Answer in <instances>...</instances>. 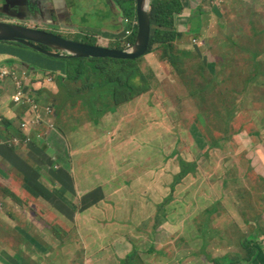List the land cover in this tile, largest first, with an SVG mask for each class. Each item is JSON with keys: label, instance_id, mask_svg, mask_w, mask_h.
Segmentation results:
<instances>
[{"label": "rangeland", "instance_id": "obj_1", "mask_svg": "<svg viewBox=\"0 0 264 264\" xmlns=\"http://www.w3.org/2000/svg\"><path fill=\"white\" fill-rule=\"evenodd\" d=\"M102 1L86 0L89 19L80 23L77 5L64 0L65 25L76 24L73 35L59 33L60 20L58 28L39 27L94 43L92 38L107 26L98 9ZM180 1L182 11L174 19L178 37L170 50L182 60L177 68L168 64L169 51L157 46L139 60L129 74L134 77L130 82L123 79L117 91L92 92L85 86L83 93L96 98L97 108L106 112L96 122L80 98L65 105L68 90L58 96L57 84L49 83L54 92L40 98L61 118L41 115L40 121L50 124L37 125L32 108L39 109L42 102L31 96L23 113L29 135L25 142L20 137L18 152L45 146L50 133H58L60 147L74 151L69 161L84 171L87 167L88 177L94 179L78 187L76 197L71 184L64 186L67 199L59 204L72 209L69 227L73 234L81 231L80 241L89 243H97L98 224L92 220L100 221L103 231L116 225L133 230L129 238L136 243L126 264H216L225 258L264 264V0ZM130 10L134 16V4ZM9 55L16 59V53ZM1 65L5 80L9 75ZM102 73L119 77L110 69ZM45 86L34 84L38 91L48 89ZM116 93L127 101L116 102ZM101 181L108 182L102 186ZM95 189L100 194L85 209L88 202L81 199ZM247 239L257 240V256H252V246L243 247ZM55 241L52 233L43 239L32 230L28 244L34 247L26 248L34 262L54 264L58 249L47 244Z\"/></svg>", "mask_w": 264, "mask_h": 264}, {"label": "crops", "instance_id": "obj_2", "mask_svg": "<svg viewBox=\"0 0 264 264\" xmlns=\"http://www.w3.org/2000/svg\"><path fill=\"white\" fill-rule=\"evenodd\" d=\"M108 1L109 4L107 0H103L98 6L103 15L102 21L107 26L94 36V39L104 47L117 44L116 41L120 38L119 33L123 27L121 10L113 0ZM29 2L32 8L42 6L40 2L32 0ZM71 2L77 5L76 19L80 23H85L89 15L85 8L86 0H71ZM64 5H66L64 0L47 3L44 13L37 18V23L42 26L57 27V20H60V24L63 25L60 30L63 33L75 34L77 31L74 29L76 26L74 22L70 21V25H65ZM110 7L113 13L110 12ZM9 49L0 45V60L2 61L0 65L9 68L16 66L19 70L23 68L30 70L29 65L19 64L17 59L11 58ZM6 59H11L15 63L11 65V63L3 62ZM46 75L45 73L37 76L45 79ZM45 84L48 89H43L44 93H39L40 95L54 89L49 83ZM12 95L11 81H0V206L2 207L0 209V264H40L34 262L32 254L26 248L28 246L32 250L34 247L33 243L28 244L32 230L43 239H46L49 233H52L56 239L54 244H47L51 248L58 249V257L54 264H114L117 258H120L118 264H121L124 257L126 259L130 256L136 243L129 238L133 230L129 231L125 225H116L103 231L99 225L100 221L92 220L98 224L96 226L97 243H89L80 241L81 231L73 234V229L69 227L71 220L68 218L71 214L68 212L72 209H63V206L59 204L67 199V190L64 186L71 184L75 189L76 197L77 192L80 191L78 187L94 179L88 177L87 167L84 171L76 168L71 162L70 170H67L69 174L65 172V175L59 178H63V181L57 178L55 171L58 170L55 167L58 166L61 169L67 167L65 166V154L69 152L70 157L74 158V151L72 152L71 149L66 151L65 147H60V142L55 137L58 133L51 132L50 137L45 139L47 140L45 146L36 147L29 153L16 152L4 143L3 139L20 135L19 124L25 116L23 115L24 110L14 105ZM51 159L57 162L55 163L57 166H54L55 171L49 165ZM60 161L63 162L60 163ZM8 165L13 168L12 171ZM101 182L104 186L108 181ZM26 188L31 189L39 198L30 195ZM99 191L95 189L84 194L81 199L82 203L85 204L90 199L96 198L100 194ZM91 194L93 197H90ZM89 203L91 201L85 205V209L91 207ZM88 230L93 231L91 227ZM78 235L79 238H77ZM123 235L126 236L125 240L121 238ZM81 250H87V252L83 255Z\"/></svg>", "mask_w": 264, "mask_h": 264}, {"label": "trees", "instance_id": "obj_3", "mask_svg": "<svg viewBox=\"0 0 264 264\" xmlns=\"http://www.w3.org/2000/svg\"><path fill=\"white\" fill-rule=\"evenodd\" d=\"M121 8H123V11L126 15L132 16L130 7L135 3V0H115ZM182 2L180 0H171V1H163V0H152L151 1V37H150V44L148 53L150 54L154 51L155 47L163 46L166 50L169 52L167 53V57H169L168 61L173 67H177V65L180 63V59L176 56H171L170 50L172 48V42L176 40L178 37V34L175 30V24L174 19L175 16L182 11ZM126 5L129 6V8L126 7ZM136 36V33H135ZM94 43L90 41H82L81 43L90 44V45H96V41L94 38ZM135 41V37L132 39ZM80 41V40H76ZM1 43V42H0ZM5 43V42H4ZM1 45V44H0ZM20 45V47H23L22 49H12L10 48L11 53H16V59L18 60L19 64H23L26 66L29 65L30 70H27L28 75H38L42 74V72L46 73L49 76H52L55 80V83L57 84L60 91H66L64 94V103L67 105L75 104L76 97L80 98L82 100L83 106L86 107L89 111V115L92 117H95V122L99 117L105 116L106 112L105 110L98 109L95 100L96 98L88 96L87 93H83V88L86 86L89 88L92 92H108V90H118L123 87L122 80L125 79L127 82H130V80L134 77V75H129L131 72L135 71L139 64V59L137 60H118V59H111V58H89V59H81L77 57H64L61 59H56L49 57L45 54L40 53L37 50L30 49L28 47H25L24 45ZM45 48V47H44ZM46 50H50L45 48ZM116 49H123L120 46H117ZM15 62L11 61V64L13 65ZM105 69H110L113 72H115L119 77L117 79H112L111 77L103 75L102 71ZM39 73H34V72ZM13 72H17L22 76L23 85L25 84V76L23 71L16 68V66L13 69ZM99 79V81H98ZM10 80L13 86V90L17 88V82L20 81V79H14L13 75H9L7 79L3 80L1 73H0V81H6ZM81 82L83 83V87L81 88H74L72 87V84ZM75 90V91H74ZM24 91V89H23ZM25 92V91H24ZM39 93H44L43 91H32V94L30 97H36L43 103V100L40 98L41 95ZM57 96V97H58ZM115 100L116 102L120 101H127V99H123L122 95L120 93L115 94ZM38 103L39 110L37 111L42 116H48V115H54L53 112H49L48 108L44 106V104ZM18 108V106H16ZM28 106H24L22 110H27ZM57 109L59 110V106L57 105ZM56 115L61 118V113L56 111ZM47 121V120H44ZM22 138V140L25 142L27 137L24 134L17 135ZM20 137L16 138L19 140V143L14 142V138H8L6 141V144L14 151L18 152L19 147L18 145L21 143ZM65 164L67 167H64V169H61L55 163H57L55 160L51 159L49 162V165L52 166V169L55 171L54 166H57L56 175L59 179L60 177H63L65 175V172L68 173L67 170H70L69 159L70 154L67 152L65 154ZM64 170V171H62ZM60 181H63L62 179H59ZM90 197H93V194L90 195ZM91 203H94L91 201ZM90 204V203H89ZM254 236V235H253ZM255 240L252 239V241H248V239L243 243V247L246 249H249L252 243H254ZM252 256H257L258 249H251ZM129 256L121 263L126 264L128 261ZM216 264H237V261H232L230 258H225L224 260H216Z\"/></svg>", "mask_w": 264, "mask_h": 264}, {"label": "water", "instance_id": "obj_4", "mask_svg": "<svg viewBox=\"0 0 264 264\" xmlns=\"http://www.w3.org/2000/svg\"><path fill=\"white\" fill-rule=\"evenodd\" d=\"M150 1L151 0H136V14L139 22V29L136 44L131 52L80 43L47 31L6 23H0V42L21 44L53 58L140 59L147 55L150 44ZM44 47L51 51L44 49ZM55 51L58 53H53Z\"/></svg>", "mask_w": 264, "mask_h": 264}, {"label": "clouds", "instance_id": "obj_5", "mask_svg": "<svg viewBox=\"0 0 264 264\" xmlns=\"http://www.w3.org/2000/svg\"><path fill=\"white\" fill-rule=\"evenodd\" d=\"M152 1V0H151ZM151 1H150V3H149V8H150V10H151ZM134 5H135V10H136V0H135V3H134ZM122 14L124 15V16H122V18H121V24H122V26L123 27H121V31H120V33H119V35H120V38L116 41L117 43H119V41H121V47L123 48V49H121V50H123V51H127V52H131V51H133V49H134V46H135V44H136V40H137V35H138V29H139V22H138V18H137V14H136V12H135V15L133 16H128V15H126L125 13H124V11L122 12ZM151 16V15H150ZM136 23L134 26H133V23ZM7 24V23H6ZM20 26V25H19ZM24 27V26H23ZM38 27H39V25H38ZM33 29H35V28H33ZM129 29H132L133 30V34H132V36L130 37V38H128V39H125V31L126 30H129ZM39 30V29H38ZM59 30V33H63L62 32V30H60V29H58ZM42 31H45V30H42ZM48 32V31H47ZM49 33H53V32H49ZM135 33H136V36H135ZM53 34H55V33H53ZM65 34V33H64ZM55 35H59V34H55ZM59 36H61V35H59ZM63 37V36H62ZM135 37V41H133L132 39ZM94 38V37H93ZM73 40V39H72ZM73 41H75V40H73ZM96 41V40H95ZM131 42L132 43V48L131 49H128L127 48V46H126V43L127 42ZM76 42H80V41H76ZM82 42V41H81ZM80 42V43H81ZM116 45V44H115ZM96 46H101L99 43H98V41H96ZM102 47H104V46H102ZM106 48H110V47H106ZM45 49V48H44ZM113 49H116V48H113ZM149 49V48H148ZM155 49V48H154ZM117 50H120V49H117ZM48 51H51V50H48ZM53 53H58V52H53ZM148 53V52H147ZM151 54V53H150ZM147 55H149V54H147ZM146 55V56H147ZM53 58V57H52ZM64 58V57H63ZM56 59H61V58H56ZM140 59H142V58H140ZM139 59V60H140ZM137 60V59H136ZM182 62V60L180 59V63ZM9 63V62H8ZM11 63V62H10ZM168 63V62H167ZM179 63V64H180ZM170 66H172L170 63H168ZM179 64L177 65V67L179 66ZM12 65V64H11ZM6 68V72L8 73V75H13L14 76V79H17V78H19L20 76V74L19 73H17V72H13V69L14 68H9V67H7V66H5ZM173 67V66H172ZM177 67H174V68H177ZM21 71H23V73H24V75H25V84L23 85V89H24V91H25V93L28 95V96H30L31 94H32V91H38V90H36L35 88H34V84H38V85H41V84H45L46 82L47 83H53V84H56L55 83V80H54V78L52 77V76H49V75H46V78L44 79H41L40 77H38L37 75L35 76V75H28L27 74V70H26V68H23ZM2 71H0V73H1ZM2 76V75H1ZM21 78V77H20ZM43 80V81H42ZM17 92H18V90H17V88L16 89H14L13 90V95H12V101H13V103H14V105L16 106V104H15V102H14V98H15V96H16V94H17ZM52 92H54V91H52ZM48 109H50L49 107H47ZM52 112H53V114L54 115H56V111H54V110H52ZM57 116V115H56ZM24 119H26L25 118V116L22 118V120H21V122H20V124H19V131H20V134L22 133V134H24V135H26V137L28 138V128H22V122H23V120ZM47 124H50L48 121H45ZM26 134H25V133ZM18 137H20V136H12V137H8V138H14V139H16V138H18ZM8 138H6V139H3V141H4V143L6 144V141H7V139ZM1 141V140H0ZM57 168V167H56ZM255 242H257V240L255 239ZM255 242L254 243H252L251 244V246H252V248L253 249H255V246H254V244H255ZM133 253V252H132ZM131 253V254H132ZM130 254V255H131ZM123 262V261H122ZM238 264V263H237Z\"/></svg>", "mask_w": 264, "mask_h": 264}, {"label": "flooded vegetation", "instance_id": "obj_6", "mask_svg": "<svg viewBox=\"0 0 264 264\" xmlns=\"http://www.w3.org/2000/svg\"><path fill=\"white\" fill-rule=\"evenodd\" d=\"M40 3L42 6L32 8L29 0H3V4L0 6V23L45 30L38 27L37 18L44 13L47 3ZM45 31L53 32L49 30ZM53 33L57 34L56 32Z\"/></svg>", "mask_w": 264, "mask_h": 264}, {"label": "built area", "instance_id": "obj_7", "mask_svg": "<svg viewBox=\"0 0 264 264\" xmlns=\"http://www.w3.org/2000/svg\"><path fill=\"white\" fill-rule=\"evenodd\" d=\"M136 23L134 22L133 23V26L135 25ZM132 34H133V30L132 29H129V30H126L125 31V39H128V38H130L131 36H132ZM126 46H127V48L128 49H131L132 48V43L131 42H127L126 43ZM25 76V75H24ZM21 78H22V76H21ZM17 90H18V92H17V94H16V96H15V98H14V102H15V104H16V106H20V105H22V106H29L30 105V103H31V100H30V96H28L24 91H23V81L22 82H20V81H18L17 82ZM39 109L37 108V107H33L32 108V112L37 116V118L39 119V120H37L36 121V124L37 125H44V124H46V125H48L44 120L43 121H40L41 119H40V117H41V115L37 112ZM48 111L49 112H52V110L51 109H48ZM22 128H29L28 127V121L26 120V119H24L23 120V122H22ZM53 127V126H52ZM27 140V139H26ZM14 142L15 143H19V140H17V139H14Z\"/></svg>", "mask_w": 264, "mask_h": 264}]
</instances>
